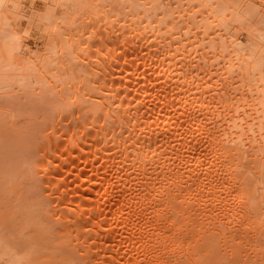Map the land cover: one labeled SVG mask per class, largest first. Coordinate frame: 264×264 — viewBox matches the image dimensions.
I'll return each mask as SVG.
<instances>
[{
	"label": "bare ground",
	"instance_id": "6f19581e",
	"mask_svg": "<svg viewBox=\"0 0 264 264\" xmlns=\"http://www.w3.org/2000/svg\"><path fill=\"white\" fill-rule=\"evenodd\" d=\"M21 112L85 264L264 254V0H0V119Z\"/></svg>",
	"mask_w": 264,
	"mask_h": 264
},
{
	"label": "rangeland",
	"instance_id": "374dc122",
	"mask_svg": "<svg viewBox=\"0 0 264 264\" xmlns=\"http://www.w3.org/2000/svg\"><path fill=\"white\" fill-rule=\"evenodd\" d=\"M18 115L19 117L14 115L13 118L0 119V252L13 246L15 251L23 253L31 246L32 250L30 249V251H34L32 260L36 264H85L81 251L74 247L73 232H70L72 227H63L61 221L56 218L57 216L50 214L54 202L51 201L48 192L44 190L45 185L40 181V174L37 172L35 174L34 171L35 164L38 162L34 156V148L41 141L35 127L38 123L37 116L23 112ZM68 141L69 137H60L56 143L54 142V149L49 148L48 153L51 156H58L61 149L67 147ZM51 156L40 162L42 167L52 168L55 166V163L58 162L55 161L57 156ZM69 167L71 166L65 169ZM52 179L55 180V177ZM86 186L87 184H84L81 188ZM259 216L260 220L264 219L262 218L264 214ZM260 239L258 244L260 246L261 243L262 253H264V239ZM236 240L242 241L240 238ZM236 243L239 242L234 243V250H240L242 243L240 242V245H236ZM4 248L5 250H3ZM244 248L240 252L244 251ZM211 249L213 250H210L209 256L211 254V257L208 258L209 260L207 259L208 264H264V254L262 257L260 256L261 258L254 260L251 257L238 256L237 251L230 257L227 253L222 252L219 245H212V243ZM5 257L3 258L5 259ZM4 263L6 264L5 260L2 262L0 260V264Z\"/></svg>",
	"mask_w": 264,
	"mask_h": 264
}]
</instances>
